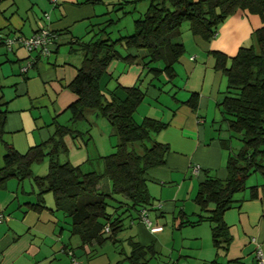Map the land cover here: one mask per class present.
I'll list each match as a JSON object with an SVG mask.
<instances>
[{"label": "crops", "instance_id": "obj_1", "mask_svg": "<svg viewBox=\"0 0 264 264\" xmlns=\"http://www.w3.org/2000/svg\"><path fill=\"white\" fill-rule=\"evenodd\" d=\"M122 2H127L123 8L130 11L131 18L141 15L147 6L146 0H0V76L16 78L6 87L13 85L12 89L0 91L1 97H5L2 100L5 102L3 109H6L2 135L5 134L7 142L18 152H24L48 138L45 136L49 131L43 130L45 117L50 115L54 121L55 116L64 113L75 99L68 84L81 59L76 42H87L94 36L87 34L89 25L91 28L95 25L100 27L106 18H119L116 8ZM98 20L103 21L99 23ZM262 23L264 18L237 9L219 24L208 42L192 36L187 22L181 23L176 40L183 45V52L174 66L175 74L170 80L160 74L176 89L172 92L170 88L166 89L170 99L164 101L165 111L154 110L150 104L158 101L165 87L160 88L149 76L151 65L145 64L147 59L143 50L117 44L120 46L116 50L117 56L108 63L99 78L100 90L123 97L122 88L138 84L143 88V99L149 97L144 104L149 110L145 108L142 117L152 116L165 123L154 135L168 147L165 160L144 173L151 202L148 210H154V217L164 212L172 213L176 203L182 202L179 210L193 220L199 210L198 205L196 207L189 199L198 183L206 175L225 178L226 157L239 147V140L230 137L220 113L219 102L225 94L226 80L221 70L213 66V52L231 57L242 44L250 42L253 48L257 47L251 33ZM39 27L54 34V42L47 55H40L36 50L27 51L15 41L9 45L5 43L7 38L28 37ZM131 28L129 18L116 28V36L130 32ZM129 53L134 57L127 60L125 55ZM4 62H9V68L2 66ZM24 66L25 70L21 71ZM174 77L182 79L179 82L173 80ZM190 95L195 97L193 108L186 103ZM139 105L141 103L137 107ZM34 108L38 115L33 112ZM196 166L198 170L193 173ZM25 181L9 178L2 186L7 191L0 190V212L3 214L0 222V264H69V251L77 264H103L104 261L93 258L92 248L97 246L94 241L83 243L77 235L69 233L66 219L54 210L51 194L45 192L42 195L45 207L38 210L30 207L29 203L36 200V189L31 181ZM252 185L256 186L255 195L249 196ZM244 186L232 194L231 205L222 214L229 236L226 249L216 252L210 240V224L202 220L191 225L194 230L185 233L197 240L193 247L196 251H189L186 247L187 253L179 256L192 258L199 264L211 259H215L216 264H264L263 179L260 174L253 173L244 181ZM186 202L188 207H185ZM147 216L149 219L148 212ZM154 217L149 219L150 224L160 226ZM130 222L129 251L130 242H137L142 246L150 245L153 253L156 252L158 234L163 228L151 232L138 219H130ZM196 228L199 233L194 232ZM256 246L261 249V261L255 258ZM151 255L146 252L145 257ZM181 264L192 262L182 261Z\"/></svg>", "mask_w": 264, "mask_h": 264}, {"label": "trees", "instance_id": "obj_2", "mask_svg": "<svg viewBox=\"0 0 264 264\" xmlns=\"http://www.w3.org/2000/svg\"><path fill=\"white\" fill-rule=\"evenodd\" d=\"M146 1L145 11L133 18L130 32L112 39L106 31V24L113 23V20L107 19L89 41L76 42L81 59L68 84L75 96L67 108L70 118L74 121L92 111L108 122V136L115 137L114 143H111L113 150L96 156L98 169L81 168L82 164L90 162L88 158L77 164L67 159L58 160V155L67 151L64 136L68 134L75 137L80 134L62 125H56L45 141L18 152L2 138L6 109H3L5 102L0 95V142L3 145L0 187L9 178L19 182L30 179L36 189V200L29 203L30 207L34 210L45 207L42 195L50 193L54 210L66 219L69 233L77 235L83 243L94 241L100 245L107 239L114 242L115 234L121 229L124 213L131 219H138L140 208L149 209L151 202L144 173L150 167L161 165L168 151L167 145L154 137L164 127V122L148 116L142 117L139 122L133 120V112L144 96L138 84L122 88L123 97L110 93L106 98L100 91L99 78L108 63L117 56L115 45L143 50L146 65L159 63V66L148 68L152 78L162 73L170 80L183 52V45L176 40L182 22H187L192 36L208 42L214 37L219 24L237 9L264 18V0ZM124 3L127 2L120 3L116 10L123 9ZM127 12L130 11H122L123 14ZM251 35L257 52L250 42L240 45L231 57L213 52V66L221 70L226 80L225 94L219 102L220 113L226 121L230 137L239 140V147L226 157L224 179L206 175L198 183L193 196L199 207L195 218L188 219L181 210L175 217L178 220L176 227L196 225L207 220L210 224V240L216 252L225 250L228 244L229 236L222 214L231 205L232 194L242 190L245 179L253 173L260 174L264 184V23ZM133 57L130 53L125 55L127 60ZM186 103L193 108L194 95H190ZM44 157L45 172L32 174V164ZM103 177L108 179L105 188L101 183ZM255 189V185L249 187V196L255 195ZM107 198L117 201L113 213L106 210L109 205ZM0 215L3 219L1 212ZM105 226L108 232L104 231ZM146 252L153 253L150 245L130 242L126 258L134 264H143ZM68 255L69 264H77L70 251ZM204 264H216V260L211 259Z\"/></svg>", "mask_w": 264, "mask_h": 264}, {"label": "rangeland", "instance_id": "obj_3", "mask_svg": "<svg viewBox=\"0 0 264 264\" xmlns=\"http://www.w3.org/2000/svg\"><path fill=\"white\" fill-rule=\"evenodd\" d=\"M122 10L125 11L126 9L124 8L118 9L117 11H119V15H118L119 18L116 17L117 18L116 19L115 17L114 18L112 17L113 23H110L109 25L106 24V31L109 32V35L111 36L112 39H114L115 37L119 35L118 34L116 36V33H117L116 28L122 26L125 20L130 18L132 22L133 18H131V13L128 12V13L123 14ZM133 15H135V13H133ZM136 16L138 15L136 14ZM107 19L108 18H106V20ZM106 20L104 21L98 20L99 23L103 21L100 27L95 25L94 27L91 28L89 25L87 27V31H88L87 34L89 36H93V34L98 31V28H101L102 26L105 25ZM184 22L182 23L184 24ZM115 46H116L115 48L116 50L117 48L119 49L120 47L117 44ZM20 49L22 52L23 51L25 52L23 48H20ZM253 50L257 52L258 48L254 47ZM5 65L7 66V68H9V62H4L2 64V66H5ZM151 66H159V63H155V64L151 63ZM149 76L152 77V75L150 74ZM14 79L16 78H12L10 76H5V75L0 76V86H1L0 91L2 89L4 90H7L8 88L12 89L13 85L9 86L7 89L6 87L10 85V83L13 82ZM181 79L182 78L180 77H174L173 80H178L180 82ZM20 80H21V77L19 76V81ZM153 80H155L156 84L160 86V88L165 87V89L163 93L160 94V97L157 99L158 101L153 102V103L150 102V104L154 107V110L165 111L164 101L170 99V96H168L166 89L170 88L169 90L171 92L176 89L172 86V82H167V83L165 82L166 79H164L163 75L158 74L157 78H153ZM145 83H146V80L144 82V85ZM98 86L100 89V80L98 81ZM103 94L105 95L106 98L109 97L107 92L103 91ZM4 98L5 97L2 96L3 100ZM148 98L149 97L146 96V98L142 99L140 102L141 105H139L137 109L134 111L133 120L135 122H139L142 119V116L144 115L145 108L148 109L147 107H144L145 106L144 104L148 102L147 101ZM32 110L35 114H37L36 108ZM150 110H152V108H150ZM41 114L45 117L44 112H41ZM148 117L155 118L152 116H148ZM45 119H46L45 120L46 125H44L45 128L43 130L49 131V133L47 131L48 134L45 137H48L54 131L56 125L66 126L67 128L77 130L80 133V134H77L75 137H70L68 134L64 136V140L67 146V151L64 154L61 153L58 155L59 161H64L67 159L70 163L77 164V163L84 162V160L88 158L90 159V162L89 163L85 162L84 164H82L81 168L83 170L95 169V168L98 169L99 163L95 159L96 156L107 154L113 150V148L111 147V143H114L115 137L108 136L110 133V126L108 122L103 117L97 116L92 111L88 112L86 116H84L83 118H80L74 121L71 120L70 112L67 110L64 113L58 114L57 116H55L54 121H53L52 116L50 115L48 116V118L45 117ZM155 119H158V118H155ZM4 136L5 134L2 135V138L5 141H8L5 139ZM2 153H3V145L0 142V164H1ZM45 170H46V158L45 157L39 162L33 163L31 166V172L34 175H40L39 173L43 174ZM251 175H249L245 181H247V179ZM29 181L30 179L26 178L25 182H29ZM101 183L102 185H104L103 188H105L106 184H108V179L103 177L101 179ZM5 184H6V181H5ZM0 190H3L4 192L7 191L4 187H0ZM194 194L195 192H192V197L189 199V201L195 204L196 206L197 204L193 200ZM115 198L117 197L115 196ZM107 202L109 205L106 207V210L108 212L113 213V210H114L113 206L117 205V201L115 199L107 198ZM181 204L182 202H177L172 213L164 212L161 216H157V217H154V210H148L149 219L153 216L156 220H158V223L163 228V230L161 233L158 234L159 246L155 248L156 252L152 253L151 256H147L143 264H164V263L175 264L176 261H179V264H181L182 261H184V263L192 262V264L193 263L199 264V262L192 260V258L179 256L185 252V249H187L186 247H189V251H192V252L196 251V249H194L193 247H194V243L197 242L196 239H192L191 236H188V234H185V233L190 232V230H194L195 227H191V225L175 227V224L178 222V220L175 221L176 219L175 217L178 216V211L180 209L179 207ZM188 206H189V203L186 202L185 207H188ZM198 210L199 209L197 207V211ZM117 212H119V209H117ZM130 219L131 218L129 216H126V213L122 215L121 229L116 233L117 238H115L114 242H112V240L110 239H107L104 242H102V244L97 245V246L95 245V247L92 248L94 249L93 258H96L95 260H100L101 262L104 261L103 264L105 263L108 264L107 261H109V264H134L129 259L126 258V256L129 254V245L127 243V238L130 234H132V232H129V229L131 228L129 225L132 224L130 222ZM131 220H135V219H131ZM173 221H175V224ZM197 228L195 229L194 232L199 233V229Z\"/></svg>", "mask_w": 264, "mask_h": 264}, {"label": "built area", "instance_id": "obj_4", "mask_svg": "<svg viewBox=\"0 0 264 264\" xmlns=\"http://www.w3.org/2000/svg\"><path fill=\"white\" fill-rule=\"evenodd\" d=\"M54 2V0H51ZM17 42L19 45H21L24 49L27 51L36 50L38 54L40 55H47L50 51V47L54 42V34L50 32L49 30L39 27L35 32H33L28 37L23 38H16V39H6L5 43L9 45L11 42ZM28 66V64H27ZM26 66L21 68V71L25 70ZM198 170V167L193 168V173H196ZM148 209L147 208H140L137 212V218L138 221L147 226L149 231H158L161 229V226H154L150 224V220L147 216ZM2 219V216L0 215V221ZM104 231L108 232V228L105 226ZM255 258L259 261L262 260V253L259 246L255 247ZM71 264H75V262H72Z\"/></svg>", "mask_w": 264, "mask_h": 264}]
</instances>
